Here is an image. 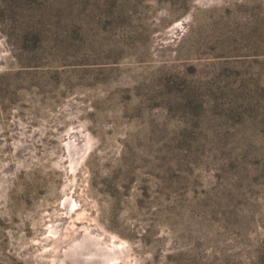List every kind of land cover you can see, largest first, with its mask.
<instances>
[{"label":"rangeland","instance_id":"1","mask_svg":"<svg viewBox=\"0 0 264 264\" xmlns=\"http://www.w3.org/2000/svg\"><path fill=\"white\" fill-rule=\"evenodd\" d=\"M0 264H264V0H0Z\"/></svg>","mask_w":264,"mask_h":264},{"label":"trees","instance_id":"2","mask_svg":"<svg viewBox=\"0 0 264 264\" xmlns=\"http://www.w3.org/2000/svg\"><path fill=\"white\" fill-rule=\"evenodd\" d=\"M35 35L37 36V38L40 37V34L39 33H36Z\"/></svg>","mask_w":264,"mask_h":264}]
</instances>
